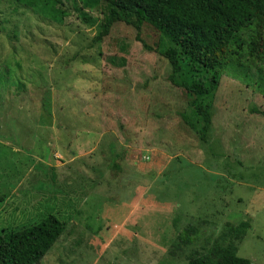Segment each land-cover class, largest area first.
Segmentation results:
<instances>
[{
  "label": "rangeland",
  "instance_id": "374dc122",
  "mask_svg": "<svg viewBox=\"0 0 264 264\" xmlns=\"http://www.w3.org/2000/svg\"><path fill=\"white\" fill-rule=\"evenodd\" d=\"M53 6L68 16L0 0V75L21 84L0 86V232L53 214L65 229L40 264H186L245 221L237 256L264 264V28L224 49L202 142L159 31L137 40L117 22L94 43L103 3L85 10L92 25L81 0ZM188 225L197 237L176 250Z\"/></svg>",
  "mask_w": 264,
  "mask_h": 264
},
{
  "label": "trees",
  "instance_id": "16d2710c",
  "mask_svg": "<svg viewBox=\"0 0 264 264\" xmlns=\"http://www.w3.org/2000/svg\"><path fill=\"white\" fill-rule=\"evenodd\" d=\"M13 1L58 21L68 16L60 7L50 8L51 0ZM54 3L60 5V0ZM81 3L75 10L89 25L93 21L85 10L103 3L104 18L98 25L94 43L101 42L117 22L133 27L137 40L145 23L159 31L162 40L154 51L169 62V80L194 96L191 106L197 117L190 119L182 115L183 122L200 141L207 142L224 49L233 43L242 46L240 35L243 32L250 31L252 38L264 28V0H81ZM142 43L144 48L153 51ZM4 71L0 75V86L6 83L19 89L20 82L7 74L5 78L7 71ZM252 113L264 116L256 109ZM113 168L118 165L114 163ZM3 199L4 196H0V202ZM64 229L55 215L48 214L36 224L0 232V264H40ZM248 229L249 223L245 221L235 225L226 223L209 248L204 253L192 254L186 264H251L250 260L237 256L238 245ZM195 237L197 228L188 225L176 236L174 248L181 250Z\"/></svg>",
  "mask_w": 264,
  "mask_h": 264
}]
</instances>
